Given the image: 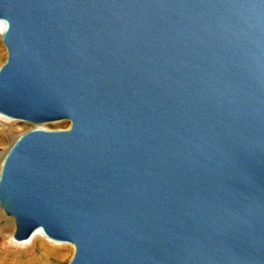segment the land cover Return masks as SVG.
I'll use <instances>...</instances> for the list:
<instances>
[{
  "label": "water",
  "instance_id": "water-1",
  "mask_svg": "<svg viewBox=\"0 0 264 264\" xmlns=\"http://www.w3.org/2000/svg\"><path fill=\"white\" fill-rule=\"evenodd\" d=\"M13 239L67 264H264V0H0Z\"/></svg>",
  "mask_w": 264,
  "mask_h": 264
},
{
  "label": "rangeland",
  "instance_id": "rangeland-1",
  "mask_svg": "<svg viewBox=\"0 0 264 264\" xmlns=\"http://www.w3.org/2000/svg\"><path fill=\"white\" fill-rule=\"evenodd\" d=\"M6 59V50L0 41V66L4 63ZM70 122L67 120H61L56 122H50L46 124L34 125L23 121L7 119L0 115V165L2 159L12 143L24 132L30 130L33 127H39L47 130H62L68 128ZM8 216H6L0 209V259L7 258L9 255L16 254V247L14 246L15 241L13 239L14 224L9 222V226H4V222L7 221ZM61 244L64 250L59 248L50 247V245ZM72 245L66 243H59L52 240H46L45 238L39 241L37 250H48L54 251L48 256V261L50 264H67L73 255L74 248ZM22 247V246H20ZM35 251H24L22 257L29 258L30 254ZM17 255V254H16Z\"/></svg>",
  "mask_w": 264,
  "mask_h": 264
},
{
  "label": "bare ground",
  "instance_id": "bare-ground-1",
  "mask_svg": "<svg viewBox=\"0 0 264 264\" xmlns=\"http://www.w3.org/2000/svg\"><path fill=\"white\" fill-rule=\"evenodd\" d=\"M2 30H3V25H0V41H1ZM9 222L11 223L13 222V219L11 217L7 218V221L4 222V226H9ZM44 238L47 241L49 240L40 231H35L28 239L19 242H14L15 243L14 246L16 247L15 253L17 255L13 254V255H9L7 258L0 259V264H50L48 261V256L51 254V252L54 253V251L51 250L48 251L49 249L37 250L39 241H41ZM56 244L57 245H50V247L64 250L61 244L58 243ZM24 251H35V252L31 253L30 254L31 257L29 258H26L25 256L20 258V256H23L22 253H24Z\"/></svg>",
  "mask_w": 264,
  "mask_h": 264
},
{
  "label": "snow or ice",
  "instance_id": "snow-or-ice-1",
  "mask_svg": "<svg viewBox=\"0 0 264 264\" xmlns=\"http://www.w3.org/2000/svg\"><path fill=\"white\" fill-rule=\"evenodd\" d=\"M4 21L2 19H0V25H3Z\"/></svg>",
  "mask_w": 264,
  "mask_h": 264
}]
</instances>
